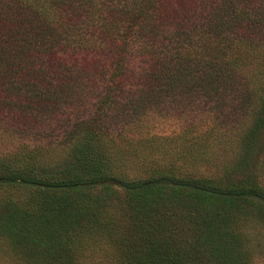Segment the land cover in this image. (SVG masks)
Instances as JSON below:
<instances>
[{
	"label": "trees",
	"instance_id": "trees-1",
	"mask_svg": "<svg viewBox=\"0 0 264 264\" xmlns=\"http://www.w3.org/2000/svg\"><path fill=\"white\" fill-rule=\"evenodd\" d=\"M0 139L2 264H257L264 0H0Z\"/></svg>",
	"mask_w": 264,
	"mask_h": 264
},
{
	"label": "rangeland",
	"instance_id": "rangeland-1",
	"mask_svg": "<svg viewBox=\"0 0 264 264\" xmlns=\"http://www.w3.org/2000/svg\"><path fill=\"white\" fill-rule=\"evenodd\" d=\"M130 65L133 64L132 60H129ZM90 110V108L88 109V111ZM87 112V111H86ZM57 132L61 133V130L58 131H53L52 135H48L46 137H40V138H36V139H32V138H24L23 140L26 142H29L31 144H43L45 143L47 140L52 139L55 137V135L57 134ZM60 135V134H58ZM13 146V142H6L3 139H0V152L5 151L6 149H10ZM257 264H264V255H262L260 258H257L256 260ZM0 264H2V237L0 236Z\"/></svg>",
	"mask_w": 264,
	"mask_h": 264
}]
</instances>
